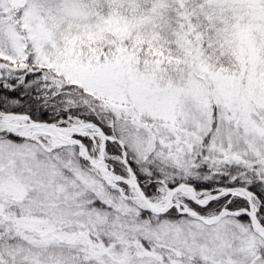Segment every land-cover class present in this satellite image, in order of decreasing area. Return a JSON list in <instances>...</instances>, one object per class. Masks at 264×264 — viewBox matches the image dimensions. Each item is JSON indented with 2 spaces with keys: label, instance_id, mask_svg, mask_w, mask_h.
<instances>
[{
  "label": "snow or ice",
  "instance_id": "obj_1",
  "mask_svg": "<svg viewBox=\"0 0 264 264\" xmlns=\"http://www.w3.org/2000/svg\"><path fill=\"white\" fill-rule=\"evenodd\" d=\"M0 264H264V0H0Z\"/></svg>",
  "mask_w": 264,
  "mask_h": 264
}]
</instances>
